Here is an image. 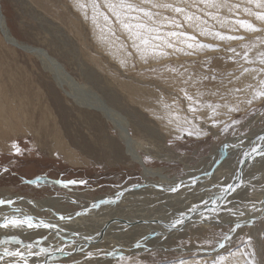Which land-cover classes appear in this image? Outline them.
Wrapping results in <instances>:
<instances>
[{
    "label": "rangeland",
    "instance_id": "obj_1",
    "mask_svg": "<svg viewBox=\"0 0 264 264\" xmlns=\"http://www.w3.org/2000/svg\"><path fill=\"white\" fill-rule=\"evenodd\" d=\"M108 2L109 0H0V10L9 34L23 45H21L23 49H20L6 42L0 28V199H6L8 196L26 200L23 205L26 211L19 210L21 213L17 214L29 216L28 212L34 207L36 216L40 218L37 219V223L45 221L53 214L32 205L36 201L61 199L60 206H66L67 210L56 211L54 208L55 213H58L56 217H60L81 212L87 204L69 203L65 201L66 199L77 200L79 196H83L92 202L97 198L108 197L111 201L115 199L117 202L120 199L119 193L124 196L149 188L158 189L157 195H147L148 198L138 197L137 201H142V198L147 201H158L161 197L158 194L166 191L150 185L156 183L155 180L145 178L141 166L125 154L124 145L117 131L104 116L89 107L90 105L81 104L83 102L90 104L92 97L82 93L78 96L82 100H79L63 93L52 74L41 63L37 53L32 51L35 48L47 52L68 74L83 85L84 89L96 93L107 106L127 119L129 134L138 143L142 161L146 166L159 169L170 179H180L192 174L196 177L195 180H200L196 186L189 183L186 187L188 189L183 188L179 193H168L167 197H172L170 200L172 204H176L177 201L181 203L183 195L188 196L186 197L188 200L196 196L204 197L203 200L209 201L210 204L211 193L218 194L225 185L233 183L235 174H226L216 183L205 185L204 174L214 161L208 157L229 140L240 138L242 142L233 143L227 158L222 159L217 167L224 162L230 166L236 165L242 170L244 163L241 167L237 163L243 153L238 150L256 139L255 136L264 134L256 135L257 131H264V116L252 114L253 109L264 112V106L259 102L250 109H245L241 104V111L232 114L233 118L241 121V124L236 126L235 132L231 129L223 132L222 122L228 119L224 115L225 110L221 108L213 112L207 108L209 103H222L217 96L212 95L219 81L199 83V76H196L192 84L184 83V79L189 75L194 73L203 75L207 67H211L218 74L234 71L238 66L227 59L231 53L226 49L235 48L241 51L245 44L257 43L259 39L264 38V32L253 33L238 26L235 31H231L232 25L223 28L216 25L214 30L224 35L242 37L238 40L219 41L200 35L199 29L185 23L182 17H176L171 10L150 9L159 11L161 17L177 18L183 25L180 29L164 30L183 31L195 36L198 43L213 46L188 55L187 53L192 50L187 49L186 45H177V48L182 50L174 51L166 47L157 48L155 45L159 41L152 39H149L147 45H143L139 40L134 43L129 31L106 7ZM110 2L115 3L117 0ZM129 2L149 8L144 0ZM153 2L176 4L180 0ZM188 2L190 3V0ZM229 2L241 6V11L235 18L252 23L257 28H264V24L256 20L254 15L250 16L243 12L246 0ZM221 15L229 19L234 18L227 9L223 10ZM184 89L189 95L199 97L196 112L190 111V101L185 97ZM213 119L217 122L216 127L212 126ZM190 130L194 133L191 136L187 134ZM257 145L258 142H254L251 147ZM250 149L249 147L246 151ZM247 165L249 166L247 168L245 166L243 175L246 176L242 179L241 186L232 192V197L230 196L234 204H227L228 209L240 210L244 209L245 205L251 207V204L242 200L246 196L243 190L248 175L257 178L258 172H263L264 160L257 157ZM5 167L9 168L10 172L5 173L3 171ZM201 172L204 173L200 175ZM40 177L43 179L39 184L25 183L27 180H37ZM56 180H83L87 183L64 188L56 184ZM254 189H250V193ZM258 190L264 192V184L260 185ZM190 203L192 206L195 205ZM220 212L221 216L224 214L223 220H227L224 227L211 226L200 230L198 225H193L182 231L185 235L182 238L168 233L171 235L169 242L172 245L165 246L164 249L160 248V242H165L169 235L160 236L149 228L141 230L140 227H133L150 238H158V242H150L146 249L128 251L124 254L130 257L135 252L136 258L143 260V264H151L153 257L156 264H177L179 258H186L188 264H192L194 259L205 256L204 251H198L205 240L225 233L229 227L234 226V218L227 210L224 211L226 214ZM2 215L0 214V222L3 221ZM256 218L259 220V213L256 214ZM258 229L259 225L257 229H253L257 232L253 237H258ZM52 231L44 228H1L0 240H4L5 237L21 236L18 238L22 243L35 242L41 238L53 237ZM248 231L249 229L245 228L239 235L243 236ZM120 233V238L125 243L130 242L136 235V231L126 232V229ZM56 236L54 242L57 247L59 245L57 243L65 236ZM181 244L185 246L184 251L179 250L178 246ZM238 244L240 239L234 236L231 244L227 245V250L217 248L216 252L229 256L232 260L230 253L237 251ZM54 245L43 246H53L52 255L56 253L59 255V251L54 250ZM74 245L76 246L75 243L69 242L66 244ZM14 247L20 248V245L15 244ZM7 248L14 250L9 245ZM256 251L257 264H264V248H261L258 238ZM68 252L61 254L67 259L59 258V264H129L128 260L121 262L119 256L112 261L110 259L114 258L113 256H97L95 262L86 263L75 258L78 254L75 249ZM216 252H209L206 256L209 264ZM43 259L42 256L40 261Z\"/></svg>",
    "mask_w": 264,
    "mask_h": 264
},
{
    "label": "snow or ice",
    "instance_id": "obj_2",
    "mask_svg": "<svg viewBox=\"0 0 264 264\" xmlns=\"http://www.w3.org/2000/svg\"><path fill=\"white\" fill-rule=\"evenodd\" d=\"M149 8L139 7L129 2V0H117V2H109L106 7L111 11V13L116 17V20L126 28L129 33L134 38V43L139 40L143 45L149 43V39L159 41L157 48L166 47L173 49L174 51L182 50L177 48V45H186L187 49L192 50L187 53L191 55L196 50H204L212 48L213 46L206 43H198L196 37L189 35L183 31H166L164 29L182 28V24L179 19L174 17L164 16L161 17L159 11H151L150 9H164L171 10L176 17H182L185 23L193 26L194 29H199V34L205 37H212L215 40L226 41V40H238L242 37L234 35H224L218 30H214L216 25L221 28L226 25H232L231 31L236 30V26L240 29H245L249 32H264V28H257L252 23L246 22L245 20L235 18L241 11V6L238 4H232L229 0H180L176 4L167 3H157L153 0H144ZM186 5V6H182ZM194 9V11H192ZM227 9L228 13L234 17L229 19L221 15L223 10ZM243 12L248 15H254L256 20L261 24H264V0H246V4L243 7ZM213 21V24L209 22ZM258 44V46H257ZM230 56L227 59L231 60L238 67L234 71H228L223 74H218L213 71L211 67H207L204 70L203 75L194 73L193 75L187 76L184 79L185 84H192L193 79L199 76V83L203 82H214L219 81L216 91L212 93L213 96H217L222 103H209L207 108L216 112L217 109L223 108L225 110L224 115L228 117L226 121H223V127L221 131L228 132L230 129L235 132L236 126L241 124L239 119L233 118V113H239L241 111L240 105L243 104L245 109H250L259 102L264 106V38L258 40L257 43L245 44L241 51H237L235 48L226 49ZM163 55V53H161ZM207 85H205L206 87ZM185 97L190 101V111L196 112L198 110L197 102L199 97L196 95H189L187 90L184 89ZM253 115L259 114L264 116V112L259 109H253ZM212 126L216 127L217 122L213 119ZM188 135H193V131H189ZM198 134V133H197ZM259 146H252L251 149L243 153V162L246 164L250 161H254L257 157L264 160V135L258 137ZM18 154V153H17ZM5 173L10 172V169L5 167L3 169ZM43 177L37 178V180H27V184H39ZM242 181V177H241ZM56 184L62 185L64 188H68L70 185H83L87 183L86 181L80 180H56ZM192 184L196 183V180L191 181ZM241 186V182L228 183L225 185L220 192L216 200L212 201V206L209 207V201H203V207L210 212H215L217 216L220 214V207L218 206L219 200H224L227 193L234 192L238 187ZM180 185L172 187L170 189H163L171 192H176ZM254 187V186H253ZM264 194V193H262ZM122 195V193H121ZM115 201L102 200L97 203H93L92 207L97 208L100 204L114 203ZM14 201L12 199H0V206L12 205ZM251 207H245L244 209L235 210L228 209L227 203L224 207L228 214L234 218V226L229 227L228 231L222 233L218 236H214L212 239L205 240L199 247L198 251H204L205 256L200 259H194L192 264H209L206 256L209 252H216V249L227 250V245L231 244L234 236L240 239V244L237 245V251L231 252L230 256L233 258L230 260L229 256H225L216 252V255L212 257L211 264H257L255 257L257 256L256 251V240L257 238L261 242V248H264V199H259V207L255 200L250 201ZM16 213H19V209H14ZM198 211L197 207L193 206L188 209V212L196 213ZM260 214L259 220L256 218V214ZM81 212H77L76 215H81ZM200 217L207 220L210 217H206L204 212L201 211ZM71 216L60 215V220L71 219ZM188 213H181L179 218H176L170 224V228H177V226H182L186 219H189ZM258 229V237H253L251 234L252 229ZM9 227L20 229L27 227L28 229H55L56 232L60 231V228L52 223H44V221L34 222L33 216H4L3 221L0 222V228L7 229ZM249 229L248 232L244 233L243 236L239 234L244 232V229ZM78 235V233H77ZM59 238V237H58ZM90 239V237H86ZM147 238L144 237L141 240H137L133 248L137 250H143L146 245L143 240ZM15 243L16 245H21L22 241L16 237L11 239L0 240V244H10ZM64 241L61 240V244ZM44 245V238L38 239L33 243H27L23 245V248H16L15 250H9L7 247L0 252V264H48L47 259L43 262L40 258L49 257L52 255L53 249ZM243 245V248H241ZM179 250L184 251L185 246L183 244L179 245ZM251 249V250H250ZM55 251L61 253L64 252V247H54ZM81 252H84V248L81 247ZM151 253V250H148ZM117 251H99L93 253L88 251L85 253L86 259L91 260L97 256H116ZM239 257V259H236ZM119 260L121 262L128 260L129 264H143V260L137 259L135 252L129 257L125 255L122 250L119 254ZM151 264H156L155 258L151 260ZM177 264H188L186 258H179Z\"/></svg>",
    "mask_w": 264,
    "mask_h": 264
},
{
    "label": "bare ground",
    "instance_id": "obj_3",
    "mask_svg": "<svg viewBox=\"0 0 264 264\" xmlns=\"http://www.w3.org/2000/svg\"><path fill=\"white\" fill-rule=\"evenodd\" d=\"M0 28H1L2 35H3L6 42H8L9 44H11L15 47L23 49V47H22L23 45L16 42L15 39L12 38L11 35L9 34V31L5 26L4 17L1 13V10H0ZM32 51L37 53L38 57L41 60V63L43 65H45V68L47 69V71H49L52 74L53 79L56 82L57 86L63 91V93H65L66 96L82 100L78 96L80 94L84 93V95L87 94V96L89 95L90 97H92L93 100L90 104L85 103V102H83L81 104L82 105L83 104L90 105L89 107H91L93 110L101 113L104 116V118L115 128V130L117 131V133L119 135L121 142L124 145L125 154L134 163L141 166L143 176L145 178H152L155 180L154 182H156V183H151L150 185H152L153 187L159 188V189H161V186L163 189H170V188L176 187V185H178V179H176V178L170 179V178H168L167 175L163 174V172L160 171L159 169L149 168L148 166L145 165V163L142 161V157L140 155L138 143L129 134L128 122L124 116H122L120 113H118L117 111H115L111 107L107 106V104L101 98H99L96 93L92 92L89 89L88 90L84 89L83 85L79 84L70 74H68L66 72V70L63 68V66L61 64H59L54 58L50 57L47 54V52H45L42 49H36V48L33 49ZM263 133H264V131H261V132L257 131L256 135H260V134L262 135ZM251 137H253V136H251ZM254 138L258 139L257 136H255ZM240 141L242 142V139H240V138L237 140H235V139L229 140V142H226L223 144V146L219 147L213 153V155L208 157L209 159L212 158L214 161H213L211 167L209 168V170L207 172H205V174H204L205 178H206V180L204 181L205 185L211 184V183L212 184L216 183L217 181H219V179H221V177H223L226 174H233L234 173L235 178H236L237 177L236 172L238 170L242 171V179L245 178L246 174L243 175V172L245 170V168H244L245 165H244L243 169L241 170V169H238V166H236V165L230 166L229 164H226L223 162V164L220 167H217L216 169L214 168L213 170H211L212 166L215 164L216 161H219L222 157L224 160L227 158V154L229 151H231L230 147L233 146V143H238ZM256 142H258V145H259V141L257 140ZM248 144L249 143H247L245 145H248ZM250 148H251V146H250ZM248 166L249 165H246V168ZM257 170H258V168H257ZM257 170L255 172H257ZM198 171H201V170H198ZM262 171L263 172H260V171L258 172L257 178H255L254 175L249 176L247 174L248 175L247 180H246L247 183L245 182L246 187L244 190L242 189L243 191H245L243 193L244 194L246 193L245 194L246 196L242 200H244V202H247V204H250V201L255 200L257 202V206L259 207L260 206L259 205V199H264V194H262L264 192L262 190H258V187L260 185L264 184V169H262ZM202 173H204V172H201L200 175ZM190 175H191V177H195V176H192V174H189L186 176H190ZM199 181L200 180L196 179V183ZM241 184H242V182H241ZM252 188L253 189L256 188V189H254L253 192L250 193V189H252ZM186 189H188V188H186ZM256 190H258V191H256ZM164 191H166V192L162 193V194H158V196H161L158 201H154V200L147 201L146 199L143 200V198H142V201H140V202L137 201L138 197L148 198L149 196H147V195H155V194L157 195L158 189L150 190L149 188H145L144 191L129 193L128 195H124V196H122L121 193H119L118 198H120V199L117 202L108 203V204H100L99 209L93 208L92 206H87V205L93 204V203L99 204V202L102 200L111 201V199L108 197H101V198H97V199L93 200L92 202L87 200L83 196H79L78 197L79 199H77V200L66 199L65 201H67L69 203L70 202L78 203V204H81V202L87 203L86 207L83 209V211H81V213H82L81 215H76V213H72L71 215H64L66 217L71 216L72 218L70 220L69 219L60 220L59 217H56V215H58V213H55L54 208H56V211H63V210L66 211L67 210L66 206H62V207L60 206V200L61 199L51 198V199H47V200H43V201H36L32 205L38 207L41 210H44V211H47V212H50L51 214H53L52 217L47 218L45 221L44 220L43 221H44V223L55 224L60 228L59 232H56L55 229H52L53 231L51 233H53V237L45 238L44 245L48 246V245L55 244L54 246L56 247V243L54 242L55 239H57L56 235L65 236L63 239H61L64 241V244H60L61 242L57 243V244H59L57 247H64L65 250H64L63 254L69 253L68 250H70V249H75V252L78 253L76 255L77 257H75L77 260H79L81 262L85 261L86 263H90V261L92 262V261L96 260L97 257H95L91 260H88V259L84 260L83 258H86L85 253L88 251H91L93 253H97L99 251H105V252L117 251V255L113 256L114 258L110 259V261H112V260H115V258L119 256L121 250L123 253H128V251L129 252L139 251L137 249H134L133 245L137 240H141L144 237L147 238L146 240H143V243L146 245V247L144 249L149 247L150 242H154V243L158 242V238H150L149 235L145 234L144 232H140L138 229L133 228V227H140L141 230H149L150 229V230L154 231L155 233L157 232L160 236L169 235L168 233H170L171 235L173 234L174 237H177V238H182L185 236V235H183L182 231H180V232H175L176 230L167 231L168 230V229L166 230V226H168L167 222L172 218H173L172 221L176 218H179L180 214L185 212L186 210H188L190 207L198 205L199 203H201L200 206H203V201H205V200H203L204 197L203 198H201V197L197 198V196H196V198L193 197L191 200L190 199L188 200L186 198L188 196L183 195L184 192H182L181 195L184 196L183 201L181 203H179V201H177L176 204H172V202L170 201L172 197H167L169 191H167V190H164ZM238 191H240V189H238ZM3 195H6V194H3ZM230 196L231 195L229 194L225 198V203H227L228 205L234 204L233 198H231L232 196L231 197ZM242 196L243 195H241V198H242ZM4 197H6V196H3V198ZM7 199H12L14 201V203L10 206H8V205L0 206V214H3L1 216L2 218H4V216L18 215L14 211V209H17V208L21 212L26 211V209L23 208L24 203L27 202L26 200L19 199V198H10L8 196L6 197V200ZM131 199H134L135 201H131ZM112 201H115V199H112ZM121 201H123V202H121ZM190 202L195 203V205L192 206ZM146 203L148 205L151 204V205H149L150 207L146 206L147 205ZM18 204H20V205H18ZM224 205L222 207L223 210L225 209ZM243 206H244V204H243ZM244 207H246V205ZM31 208L32 209H31V211L28 212V214H29V216L34 217V222H37V219H40V218H38V216H36V213L34 212V210L36 208H34V207H31ZM122 208H123V210H122ZM224 211H226V210H224ZM21 212H19V213H21ZM100 212H102V213H100ZM147 213L149 215H147ZM223 215L222 216L218 215L217 218L221 222L227 223L226 222L227 220L226 221L223 220ZM153 217H155V218H153ZM228 219H229V217H228ZM143 220H147V221H143ZM172 221H169V222H172ZM136 224H138V225H136ZM187 227H190V226H187ZM187 227H185V229ZM206 227L207 228L211 227V225H199L198 226L199 229L201 228L200 230L205 229ZM213 227H222V226L214 225ZM9 228H7V229H9ZM147 228H149V229H147ZM124 229H126V232H128V231H132V232L134 231L135 232L136 231V235L128 243L123 242L120 238L121 237L120 232H122ZM251 231H252V235L257 234V232L253 231V229ZM77 233H78V235H77ZM171 235H169V237H168L169 239L167 238V240L165 242H162V243L160 242V248L161 249H164L165 246L169 247L172 245V243L169 242ZM18 237L20 238L21 236H18ZM86 237H90V239H86ZM68 242L69 243H75L76 246L75 245L74 246H66V244ZM86 246H87V248H85ZM51 247L53 248V246H51ZM81 247L85 248L84 252L80 251ZM56 254L51 255L47 258L45 257L47 259L48 264H59V262H60L59 258H61V257L64 259H67V257H63V255H61L62 254L61 252H59V255H58V253H56ZM45 258H44V260H45Z\"/></svg>",
    "mask_w": 264,
    "mask_h": 264
},
{
    "label": "water",
    "instance_id": "obj_4",
    "mask_svg": "<svg viewBox=\"0 0 264 264\" xmlns=\"http://www.w3.org/2000/svg\"><path fill=\"white\" fill-rule=\"evenodd\" d=\"M258 139L256 138V139H254V140H252L248 145H245L244 147H241L238 151H242L241 153H244V152H247L246 150H247V148H249L250 146H251V144H253L254 142H256ZM223 159V157L220 159V160H222ZM216 161L215 162V164L212 166V169L211 170H213L214 168L216 169L217 168V165L219 166V164L221 163V161ZM250 162H252V161H250ZM250 162H248V163H250ZM242 163H244L243 162V155L242 156H240V159H239V161H238V163H237V165H239L240 167H241V164ZM248 163H244V165L246 166ZM245 168V167H244ZM241 177H242V171H240V170H238L237 171V177L235 178V181L233 182V183H236V182H241ZM194 179V177H191V175L190 176H184L183 178H180V179H178V185H180V187L178 188V190L176 191L177 193L178 192H181L182 190H183V188H185L189 183H191V181ZM184 184V185H183ZM183 185V186H182ZM177 186V185H176ZM194 186H196V183H195V185ZM169 193L170 194H175V192H171V191H169ZM219 194H220V192L218 193V194H214V193H211V195H210V201L212 202V201H214V200H216V198L219 196ZM231 195L232 194V192H229V193H227V195L226 196H228V195ZM211 202H210V204H209V207H211L212 206V204H211ZM224 203H225V199L224 200H219L218 201V206L220 207V209H221V207H223V205H224ZM201 205V203H199L198 205H195V207H197V209H198V211L196 212V213H191V212H183V213H188V216L190 217L189 219H186V221H185V223L182 225V226H177V228H170V224L172 223V222H167V224H168V226H166V230L167 231H169V230H176L175 232H180V231H183L184 229H185V227H187V226H193V225H211V226H214V225H216V226H223L224 224H226V223H223V222H221L218 218H217V214L215 213V212H210V211H208L206 208H204L203 206H200ZM201 211H203L204 212V214H205V216L206 217H210V219H207V220H205V219H203V218H201L200 217V212ZM221 211H223L224 212V210L222 209ZM220 215V214H219ZM2 222V221H1ZM1 229V228H0ZM165 229V228H164ZM13 237H16V236H13ZM12 237H5L4 239H11ZM17 239H19L18 237H17ZM20 240V239H19ZM44 241H45V239H44ZM28 243H33V242H28ZM24 244H27L26 242H23L21 245H20V248H23V245ZM7 245H9V246H12V248H14V250L16 249L14 246H15V243L13 242V243H10V244H7ZM6 245V246H7ZM4 244H0V251L2 252L3 250H4ZM9 249V248H8ZM9 250H11V249H9ZM57 255V254H56ZM45 258V257H44ZM46 259V258H45ZM43 261H44V259H43ZM43 261H41V262H43ZM30 264H31V262H30Z\"/></svg>",
    "mask_w": 264,
    "mask_h": 264
}]
</instances>
